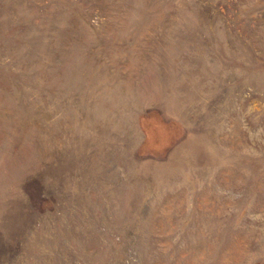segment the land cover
Returning <instances> with one entry per match:
<instances>
[{
  "label": "rangeland",
  "instance_id": "1",
  "mask_svg": "<svg viewBox=\"0 0 264 264\" xmlns=\"http://www.w3.org/2000/svg\"><path fill=\"white\" fill-rule=\"evenodd\" d=\"M0 264H264V0H0Z\"/></svg>",
  "mask_w": 264,
  "mask_h": 264
}]
</instances>
